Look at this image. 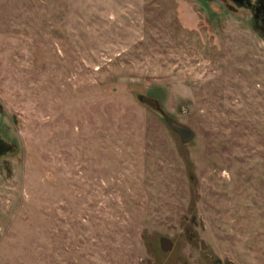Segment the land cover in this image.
Segmentation results:
<instances>
[{"label":"rangeland","instance_id":"rangeland-1","mask_svg":"<svg viewBox=\"0 0 264 264\" xmlns=\"http://www.w3.org/2000/svg\"><path fill=\"white\" fill-rule=\"evenodd\" d=\"M224 2L0 0V264H264V40Z\"/></svg>","mask_w":264,"mask_h":264},{"label":"flooded vegetation","instance_id":"flooded-vegetation-1","mask_svg":"<svg viewBox=\"0 0 264 264\" xmlns=\"http://www.w3.org/2000/svg\"><path fill=\"white\" fill-rule=\"evenodd\" d=\"M212 1V0H203ZM221 1V0H220ZM230 13L241 12L248 15L251 28L264 40V0H223ZM145 98L142 99L144 101ZM9 147L0 140V156L7 153Z\"/></svg>","mask_w":264,"mask_h":264},{"label":"water","instance_id":"water-1","mask_svg":"<svg viewBox=\"0 0 264 264\" xmlns=\"http://www.w3.org/2000/svg\"><path fill=\"white\" fill-rule=\"evenodd\" d=\"M143 98L144 97L140 96V95L136 96V99L139 102H142ZM164 120H165L167 126L169 127V129L178 135V137L180 138V141L182 143L185 144L193 138V132L189 128L182 126V125H179V124L171 121L167 117H164ZM159 245H160V248L162 249V251H164V252L168 251L170 246H171L170 242L168 240H166L165 238L159 239Z\"/></svg>","mask_w":264,"mask_h":264}]
</instances>
